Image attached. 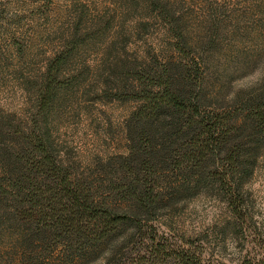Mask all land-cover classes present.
<instances>
[{"label":"trees","instance_id":"trees-1","mask_svg":"<svg viewBox=\"0 0 264 264\" xmlns=\"http://www.w3.org/2000/svg\"><path fill=\"white\" fill-rule=\"evenodd\" d=\"M106 1L122 22L132 23L120 37L128 32L159 43L132 62L118 58L111 71L119 69L124 82L115 97L136 102L126 121L128 152L98 162L97 170L114 168L104 181L88 183L72 176L36 121L29 130H11L0 113V264L107 262L144 227L153 229L158 212L178 197L199 187L238 188L235 176L246 173L260 151L264 0L245 10L229 8L230 0ZM108 17L91 22L108 24ZM149 26L158 29L151 33ZM247 42L255 44L253 53L242 46ZM65 56L54 54L44 68L35 90L41 114L66 87ZM260 67L257 87L235 88L238 78ZM7 135L22 139L15 151ZM150 243L176 264H203L201 253L161 238ZM237 264L259 263L243 258Z\"/></svg>","mask_w":264,"mask_h":264},{"label":"rangeland","instance_id":"rangeland-1","mask_svg":"<svg viewBox=\"0 0 264 264\" xmlns=\"http://www.w3.org/2000/svg\"><path fill=\"white\" fill-rule=\"evenodd\" d=\"M260 2L230 0L228 6L245 10ZM105 15L108 24H92L93 18ZM119 15L106 0H0V113L11 130H29L36 121L72 176L87 178L88 183L104 181L114 168L104 165L103 171L97 170L98 162L105 164L128 152L126 121L136 102L115 97L124 82L119 69L111 72L113 67L118 58L132 62L150 44H159L153 38L145 43L139 34L128 32L120 37L117 33L131 29L132 23L122 22ZM156 29L149 26L151 33ZM254 32L249 30L250 37ZM242 44L237 45L253 53L255 44ZM59 52L66 55V87L41 114L35 90L46 64ZM262 72L260 67L238 78L235 88L257 87ZM6 141L13 151L22 143L17 136L7 135ZM260 146L252 166L235 176L238 188L232 186L229 193L227 186L193 189L158 212L154 230L144 227L140 237L120 247L110 260L90 264H176L163 248L149 249L151 240L160 238L201 253L203 264H237L243 258L264 264V136Z\"/></svg>","mask_w":264,"mask_h":264}]
</instances>
